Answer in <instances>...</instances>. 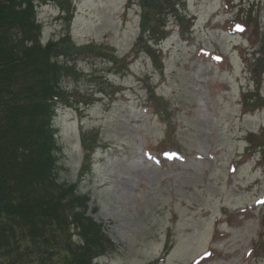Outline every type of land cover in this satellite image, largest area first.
<instances>
[{
    "label": "rangeland",
    "instance_id": "1",
    "mask_svg": "<svg viewBox=\"0 0 264 264\" xmlns=\"http://www.w3.org/2000/svg\"><path fill=\"white\" fill-rule=\"evenodd\" d=\"M167 1L148 51L137 2L38 0L41 43L83 48L59 57V179L114 243L96 264H264V0Z\"/></svg>",
    "mask_w": 264,
    "mask_h": 264
},
{
    "label": "trees",
    "instance_id": "2",
    "mask_svg": "<svg viewBox=\"0 0 264 264\" xmlns=\"http://www.w3.org/2000/svg\"><path fill=\"white\" fill-rule=\"evenodd\" d=\"M131 1L142 8L135 49L151 51L162 10L169 4L179 14L178 3ZM37 4L0 0V264H96L114 243L87 216L89 197L59 179L53 125L62 79L73 69L59 57L83 48L69 34L43 45ZM97 145L95 138L87 149Z\"/></svg>",
    "mask_w": 264,
    "mask_h": 264
},
{
    "label": "snow or ice",
    "instance_id": "3",
    "mask_svg": "<svg viewBox=\"0 0 264 264\" xmlns=\"http://www.w3.org/2000/svg\"><path fill=\"white\" fill-rule=\"evenodd\" d=\"M239 27V26H238Z\"/></svg>",
    "mask_w": 264,
    "mask_h": 264
}]
</instances>
